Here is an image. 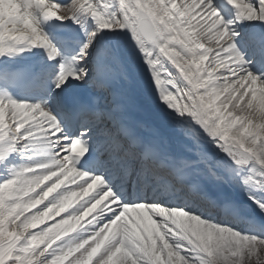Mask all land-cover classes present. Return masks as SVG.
I'll use <instances>...</instances> for the list:
<instances>
[{
    "label": "snow or ice",
    "instance_id": "snow-or-ice-1",
    "mask_svg": "<svg viewBox=\"0 0 264 264\" xmlns=\"http://www.w3.org/2000/svg\"><path fill=\"white\" fill-rule=\"evenodd\" d=\"M50 19L85 30L75 55ZM244 22L264 0H0V56L55 67L0 65V88L52 77L40 102L0 94V264H264V31Z\"/></svg>",
    "mask_w": 264,
    "mask_h": 264
}]
</instances>
